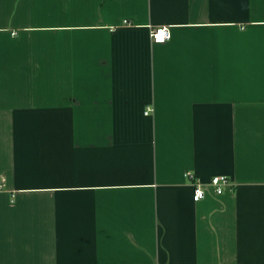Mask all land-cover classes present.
<instances>
[{
    "label": "crops",
    "instance_id": "crops-1",
    "mask_svg": "<svg viewBox=\"0 0 264 264\" xmlns=\"http://www.w3.org/2000/svg\"><path fill=\"white\" fill-rule=\"evenodd\" d=\"M0 181V264H264V0H0Z\"/></svg>",
    "mask_w": 264,
    "mask_h": 264
},
{
    "label": "built area",
    "instance_id": "built-area-1",
    "mask_svg": "<svg viewBox=\"0 0 264 264\" xmlns=\"http://www.w3.org/2000/svg\"><path fill=\"white\" fill-rule=\"evenodd\" d=\"M151 42L153 44L165 45L172 38L171 28L168 27H155L151 31ZM152 112L151 108H147L145 115L148 116ZM185 178L190 181L191 187L193 188V201L196 203L202 202L208 195L207 187L213 189V192L216 196L224 194L226 187L230 184L229 178L226 176H217L212 178L207 187L200 179L191 172H187ZM0 190H2V182L0 181Z\"/></svg>",
    "mask_w": 264,
    "mask_h": 264
}]
</instances>
